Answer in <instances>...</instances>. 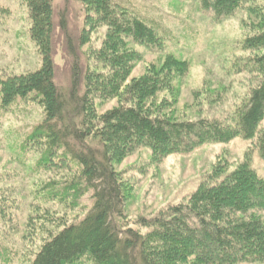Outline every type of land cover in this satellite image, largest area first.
Here are the masks:
<instances>
[{"label":"trees","instance_id":"obj_1","mask_svg":"<svg viewBox=\"0 0 264 264\" xmlns=\"http://www.w3.org/2000/svg\"><path fill=\"white\" fill-rule=\"evenodd\" d=\"M81 1L89 13L90 27L100 23L108 28L94 55L110 69L109 73L90 68L81 92L82 69L77 65L76 42L83 45L89 38L82 36L75 41L67 33L62 15L60 32L65 34L69 54L77 62L72 70L71 89L58 87L53 0H27L30 35L39 48L42 64L37 70L19 75H0V100L4 105L34 93L44 108L45 118L28 137V142L42 137L46 140V155L39 160L40 166L51 168L53 151L60 150L62 158L74 162L79 169L78 177L68 181L66 189L73 190L75 198L92 191L88 213L45 241L31 264H84L85 257L94 264L264 263V176L248 161L230 173L214 175L215 179L224 176L221 181L211 185L200 183L186 204L169 207L152 219L147 224L152 229L147 233L123 221L125 180L116 169L123 158L140 147L148 148L153 158L163 159L207 143L255 137L264 119V53L247 59L245 68L258 73L261 81L235 111L231 122L208 118L176 120L167 109L169 101L164 98L158 102L156 98L163 90L172 88L175 74L184 70L183 61L168 54L161 66L152 67L126 84L141 56L128 46L130 41L160 46L162 38L152 26L135 15L130 16L115 0ZM198 1L204 10L220 18L232 15L248 0ZM263 48L264 32L242 42L244 50ZM96 96L117 98L119 104L98 114L94 107ZM257 147L264 159V129L260 131ZM241 189L245 195L238 196ZM181 234L183 239L179 240ZM192 241L195 249L187 250Z\"/></svg>","mask_w":264,"mask_h":264},{"label":"rangeland","instance_id":"obj_2","mask_svg":"<svg viewBox=\"0 0 264 264\" xmlns=\"http://www.w3.org/2000/svg\"><path fill=\"white\" fill-rule=\"evenodd\" d=\"M115 1L130 16L152 26L162 38L160 46L130 41L128 46L141 56L126 84L152 67L161 66L169 54L183 61L184 70L175 74L172 88L163 90L156 101L167 99L169 114L176 120L208 118L231 122L235 111L261 81L258 73L245 67L247 59L263 54L264 48L244 50L242 42L264 32V0L243 2L232 15L220 18L204 10L198 0ZM53 5L57 23L55 84L69 91L77 62L69 54L65 34L60 32V18L64 15L67 33L75 41L82 36L89 38L83 45L76 42L83 93L84 78L90 68L110 72L94 55L108 28L100 23L90 27L89 13L81 0H53ZM30 27L27 0H0L1 76L19 75L41 66L42 56L31 38ZM118 104L117 98L94 97L98 114ZM44 118V108L34 93L18 97L8 105L0 100V264H31L45 241L63 226L80 221L92 206V191L75 198L74 191L66 189L67 182L78 177L79 169L74 162L62 158L60 150L53 151L51 168L40 166L39 160L46 155V140L42 137L28 142V137ZM262 129L264 119L259 133L251 139L236 137L225 143H207L163 159L153 158L148 148L140 147L123 158L116 169L125 180V224L141 233L150 232L152 228L147 224L162 211L186 204L200 183L211 185L221 181L224 176L215 179L214 175L230 173L245 161L264 176V159L257 147ZM241 195H245L242 189L238 196ZM178 239L182 240L183 235ZM186 248L195 249L193 241ZM83 263L94 264L88 257Z\"/></svg>","mask_w":264,"mask_h":264}]
</instances>
